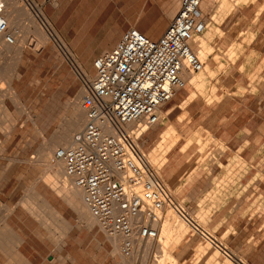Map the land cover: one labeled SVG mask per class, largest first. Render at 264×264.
Wrapping results in <instances>:
<instances>
[{
  "label": "rangeland",
  "instance_id": "1",
  "mask_svg": "<svg viewBox=\"0 0 264 264\" xmlns=\"http://www.w3.org/2000/svg\"><path fill=\"white\" fill-rule=\"evenodd\" d=\"M27 2L15 0L12 7L5 4L4 10L22 8L17 21L6 17L11 25L8 31L11 27L10 32L17 30L15 37L27 31L26 44L15 57L18 60L0 55L1 74L11 78L10 87L17 97V102L9 99L6 84L0 83V210L5 211L4 223L7 231L22 240L20 251L30 264H122V256L111 253L96 221L88 227L40 179L44 167L27 163L37 155L39 132L46 139L60 133L56 127L65 125L71 113L67 104L81 85L74 64L49 38L44 21L50 19L40 3ZM178 3L119 0V18L130 19L127 27L136 25L145 32L146 27L159 24L160 28L153 26L159 37ZM210 3L202 8L204 30L198 34L201 56L196 55L202 70L192 72L185 86L161 106L156 124L132 123L131 140H125L128 148L133 141L159 172L175 201L170 217L165 214L169 218L165 216L160 223L159 239L170 231L174 235L164 249L165 258L160 259L157 241L150 250L142 248L124 258H134L132 264H264V119L257 117L252 122V148L244 151L243 133L240 139H230L233 124L229 122L234 109L236 124L241 126L250 111L254 115L264 112V55L248 43L264 21V0ZM109 32L107 23L83 36H66L71 42L62 36L91 78L93 60L113 47L103 42L110 38ZM9 120L14 121L12 127ZM31 188L69 222L64 244L59 226L55 231L47 229L31 209L26 210L28 206L25 209L23 199L30 197ZM7 261L0 248V264Z\"/></svg>",
  "mask_w": 264,
  "mask_h": 264
},
{
  "label": "built area",
  "instance_id": "2",
  "mask_svg": "<svg viewBox=\"0 0 264 264\" xmlns=\"http://www.w3.org/2000/svg\"><path fill=\"white\" fill-rule=\"evenodd\" d=\"M201 2L179 0L157 38L135 25L127 27L111 49L93 60L94 75L81 101L85 123L78 141L54 152L73 186L81 190L99 229L119 239V253L125 258L138 253L146 241L157 239L156 216L165 211L172 196L153 167L138 163L133 150L106 128L141 118L156 124L161 106L186 84L184 67L201 70L202 62L190 44L193 35L204 30ZM3 4L0 0V33L10 41L13 34L1 16Z\"/></svg>",
  "mask_w": 264,
  "mask_h": 264
},
{
  "label": "bare ground",
  "instance_id": "3",
  "mask_svg": "<svg viewBox=\"0 0 264 264\" xmlns=\"http://www.w3.org/2000/svg\"><path fill=\"white\" fill-rule=\"evenodd\" d=\"M210 2H212V0H202V2L200 4L201 11H202V8H204V6L208 5V3L210 4V6H212V4ZM3 3H4L3 4L4 7H3L2 15H1L3 17V19L6 20V17H7L8 19H11L12 22L17 21L19 15H20L19 11L16 12L14 10L15 12L14 11L12 12V10L9 9V11L7 10V12H6V11H4L5 10V4H7V6H10V2H9V0H3ZM178 5H179V3H178ZM203 15L204 14L202 13L201 16L203 17ZM202 17H200V18H202ZM44 23L48 28L47 30H48V34L50 36L49 38L55 43V46H57L60 49V51H62L64 53V55L66 56L65 58H67L70 63L72 62L74 64L73 66H75V68L77 70L76 73L79 72V74H80L79 76H81V80H80L81 85H80V88L76 94L75 99L67 104L71 113H70L65 125L62 127H60V125L58 127H56L57 129L55 130V132L60 131V133H58V134L55 133L50 138L46 139L45 136L40 134V132H39L38 136H40L41 143L38 147V151H36L37 155H35L32 160H28L27 163L28 164L42 165L44 167L43 168L44 170L42 169L43 172L41 173L40 179H42L43 182L45 183V185H47L51 189V191L54 194H56V196L59 198V200L61 202H63L65 205L72 208L79 215V217H81L84 220L85 224L88 227H92L95 223V219L90 215L86 205L83 202L81 190H79L73 186L72 179L66 174L63 163L54 157V152H55L56 148H58V146L66 147V146L75 144L78 141V138H79L80 133L82 131L83 125L85 123V116H84V113H83L82 108H81V101H82L83 95L85 93H87V91H88V88H89L90 82L92 81V78L89 76L87 71L83 68V66L81 65L82 63H80L79 61H77L75 59L70 48L68 47V44H66L64 42V40L56 33V31L53 29V27L50 25V23L48 21H44ZM7 26L9 28V26H11L10 23H9V25L7 24ZM11 30H12V27H11ZM151 31L153 33H156L155 28H153V27H152ZM11 33L14 34L13 32H11ZM23 35H24L23 37H15L14 35H12L13 38L9 41L3 36V34L0 33V53H1L0 55L6 54L8 56L11 55L12 58L17 57L22 52V49L26 44L27 31H25ZM200 42H201V39H200V36L198 34L193 35V37L190 41L192 51L195 53V55L197 54L198 56H201L199 54V49H200L199 44L201 46ZM15 59H17V58H15ZM201 70H202V68H201ZM1 73L2 72L0 71V83L3 82L6 84L7 89L5 88V91L7 90L11 96V97H9V99L11 98L15 102H17L16 93L10 87L11 78L7 79ZM192 77H193L192 71L190 69H188L187 67H184L183 78H184L185 82ZM79 79H80V77H79ZM0 89L2 90L3 88H0ZM5 91L1 92V93L4 94ZM0 96H2V95H0ZM157 114L159 117V111ZM31 119H30V121H32ZM139 121L143 122V121H145V119L141 118V119L134 121V122L138 123ZM134 122H132V123H134ZM8 123H10V125L12 127L14 121L12 122L11 120H9ZM132 123L109 124L106 128V132L115 135L127 146V142L125 140L130 136L131 128L134 125V124L132 125ZM3 125H4V123H3ZM10 125L8 126V124H7L8 127H10ZM144 127H145V125L141 126L140 131L143 130ZM4 136H6V134ZM6 137H8V135ZM129 142L130 141H128V143ZM131 142L132 143L129 145V148L131 151L133 150L134 154L132 153V155L138 161V163H140L142 166L147 165V166L153 167L152 164L149 163V161H147L142 156V154L140 153L138 148L135 146V144H133L134 142L133 141H131ZM0 149H1V147H0ZM1 151H2V149H1ZM2 152H0V153H2ZM153 169L158 174L157 179L160 181L162 187H165L170 192L172 197L169 199L168 206L165 208V211L159 212L156 216V220L154 223L156 226H158V237H157V239H155L156 241L150 240L149 243L146 242L145 244H143L142 248L144 251L150 250L155 245L153 243L158 241V247H161L160 259H164L165 256L167 255V253L164 250L166 248V244L171 239V236H174V235H173V231H170L171 230L170 229L169 230L170 232L165 233V235L162 236L163 238L159 239L160 228H161L160 223H161L162 219L168 213H170L168 215L170 217L171 212L173 211V208H174L173 203L175 201H174V198H173V195H172L170 189L166 185L165 181L163 180V178L161 177L159 172L156 171L154 167H153ZM28 196H30V197H28ZM28 196H27L28 197L27 199L26 198L23 199V200H25V206H24L25 209L28 206L29 209H26V210L29 211L31 209L32 210V211H30L31 214H35L36 217H38L37 219H39L40 224L44 225L45 228H47V229L49 228L50 230L52 229V231H55L53 229H55V228L57 229V227L59 226L61 229V234L63 233V236L61 235V237L59 239H60V242L62 244H64L66 242L65 236L69 232V230L71 229L69 222L66 221L64 219V217H62L61 214L57 210L54 209V207L50 204V202H48L42 196H40L34 190V188H31L30 195H28ZM33 199H35V200H33ZM21 203H22V201H21ZM4 212H5L4 210H3V212L2 211L0 212L2 214V215L0 214V216H1L0 217V248H2L3 252H5L7 255L8 261L6 262V264H30L27 262L24 255H22V253L20 251V243L22 242V240L19 237H17V235L15 236L12 233H10L9 231H7V227L4 223V219L6 218ZM168 216H166L165 219L169 218ZM159 218H160V220H159ZM107 240L110 243L111 253L119 252V239L117 237H108L107 236ZM57 244H59V243H57ZM142 248H141V251H142ZM124 258L125 257L122 256L123 262L126 261L125 263H128V264H132L131 259H134V258H131L128 260V259H124ZM235 259H237L240 263H242L240 258L235 257Z\"/></svg>",
  "mask_w": 264,
  "mask_h": 264
},
{
  "label": "crops",
  "instance_id": "4",
  "mask_svg": "<svg viewBox=\"0 0 264 264\" xmlns=\"http://www.w3.org/2000/svg\"><path fill=\"white\" fill-rule=\"evenodd\" d=\"M19 1L23 3H28L27 0H19ZM32 1L35 2V0ZM36 1L40 3V6L44 11L47 20L48 18L50 19V21L49 20L48 21L50 25L53 27V29L56 31V33L61 38L62 36L65 37V40L67 42H71V41L67 40L66 36H73V35L83 36L86 35L90 30L102 27L107 23H109L110 38L107 41H103V42H107V43L111 42V44L114 46L119 40L123 31L130 24V19L124 20L119 18V0H58V2H56L54 5L52 4L51 0H36ZM9 2H10V6L12 7L15 0H9ZM20 9L22 8H19V10ZM11 10L13 12L15 9L13 8ZM263 10H261L259 16L262 15ZM153 26L156 27L159 26L160 28L159 24L150 25L146 27L148 28V30L146 29L147 32L145 31L143 32H145L147 35H149L152 38H157L156 37L157 35L151 31V28ZM71 28H75L76 31L74 32L70 31ZM254 34L255 36L253 35V37L248 41V43L250 46L254 45L251 46L254 51H259V53L264 55V53L262 52L264 51V21L260 25V27L255 30ZM255 97L256 96H254L253 99H255ZM236 111L237 110L235 109L233 110V113L231 115L232 119L230 121L227 119L231 125L233 124V136H231L230 139L232 138L240 139L241 137L240 133H243V139L247 141L243 145L242 150L244 151L245 149L252 148L251 147L252 134H253L252 122L253 121L255 122L257 117L264 119L263 117L264 112H262L261 114L257 113L256 115H254V113L250 111L246 120L243 122L241 126L236 124L237 116H238ZM223 124H224L223 122L219 123V125H223ZM225 127L227 126L225 125ZM125 262H123L122 264H128Z\"/></svg>",
  "mask_w": 264,
  "mask_h": 264
}]
</instances>
